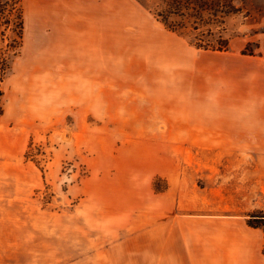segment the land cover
I'll list each match as a JSON object with an SVG mask.
<instances>
[{
  "label": "rangeland",
  "instance_id": "rangeland-1",
  "mask_svg": "<svg viewBox=\"0 0 264 264\" xmlns=\"http://www.w3.org/2000/svg\"><path fill=\"white\" fill-rule=\"evenodd\" d=\"M7 4L0 264H178L181 224L263 212L264 145L211 130L244 90L222 55L256 54L264 0Z\"/></svg>",
  "mask_w": 264,
  "mask_h": 264
},
{
  "label": "crops",
  "instance_id": "crops-1",
  "mask_svg": "<svg viewBox=\"0 0 264 264\" xmlns=\"http://www.w3.org/2000/svg\"><path fill=\"white\" fill-rule=\"evenodd\" d=\"M69 7L73 8V5ZM260 22L263 31L257 40L256 54L222 55L226 61L222 64V72L226 71L232 80H236L232 86L241 87V83L244 86L243 92L231 91L227 96L230 123L211 130L221 132V138H225L222 142L264 145V16ZM232 44L235 47L237 42L233 40ZM257 154L264 156V151ZM260 175V203L264 211V170ZM248 217H210L181 224L178 242L182 253L178 264H264V226H250Z\"/></svg>",
  "mask_w": 264,
  "mask_h": 264
},
{
  "label": "trees",
  "instance_id": "trees-1",
  "mask_svg": "<svg viewBox=\"0 0 264 264\" xmlns=\"http://www.w3.org/2000/svg\"><path fill=\"white\" fill-rule=\"evenodd\" d=\"M4 1L8 3V0H4ZM10 1L14 2V0H10ZM9 11H11V7L9 8L8 4H7V6H0V14H5L6 12H9ZM20 24H21L20 32L18 33L19 38L22 37L21 31L24 30L23 21L20 22ZM222 45H221V47H222ZM15 50H16V46H11V47H9L8 50L5 49L2 53H0V56H1L0 62L10 60L13 57ZM250 54H254V52H250ZM7 63H8V61H7ZM263 221H264V211L261 212L260 214L251 215L248 219V224L250 226H253V227H263L264 226ZM263 253H264V247H263Z\"/></svg>",
  "mask_w": 264,
  "mask_h": 264
}]
</instances>
